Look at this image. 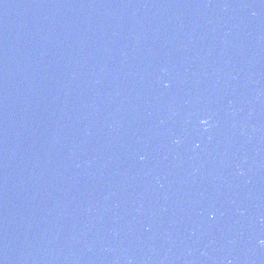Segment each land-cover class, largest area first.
<instances>
[{
    "label": "water",
    "instance_id": "95a60500",
    "mask_svg": "<svg viewBox=\"0 0 264 264\" xmlns=\"http://www.w3.org/2000/svg\"><path fill=\"white\" fill-rule=\"evenodd\" d=\"M0 264H264V0H0Z\"/></svg>",
    "mask_w": 264,
    "mask_h": 264
}]
</instances>
